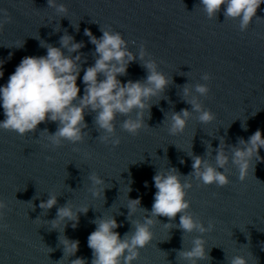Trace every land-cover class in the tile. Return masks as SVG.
Segmentation results:
<instances>
[{
  "label": "clouds",
  "instance_id": "1",
  "mask_svg": "<svg viewBox=\"0 0 264 264\" xmlns=\"http://www.w3.org/2000/svg\"><path fill=\"white\" fill-rule=\"evenodd\" d=\"M199 5L210 19L217 18L218 13L223 10L225 19L238 20L239 29L244 32L254 19L260 18L257 11L264 5V0H199ZM47 6L54 8L56 13L62 16L68 13L66 5L58 4L56 0H47ZM2 11L4 16L3 20H0V28L11 22V16L7 11ZM100 30L103 34L99 38L89 29L84 30V35L89 37L95 46V63L84 70L82 80L85 87L82 97L79 95L81 90L77 85V79L81 72L80 49L84 45L83 42H75L74 37L65 34L60 38V47L41 44V47L47 49L46 55L24 57L9 76L7 83L0 86V107L3 108L5 117L0 121V129L25 135L35 132L41 123L56 122L57 130L54 133H47L45 129L50 144L60 146L62 141L76 144L83 139V129L87 127L85 112L89 110L95 113V125L105 133L100 137L101 142L118 146L120 139L114 136V121L118 114L128 117L135 110L136 118L125 119L122 128L132 135L138 134L145 127V110L150 113L152 107L150 99L163 93L169 80L158 70L155 60L145 59L148 53L143 46L138 55L133 54L121 33L113 32L111 29ZM65 49L67 54L64 52ZM72 53L77 55L73 56ZM137 59L147 72L146 78L122 83L118 77L127 75L128 66ZM3 75L0 64V78ZM211 78L208 73L202 76L204 81ZM195 91L201 96H207L210 89L207 84H197ZM190 94L191 87L185 85L183 96L191 105V111L185 108L172 113L168 128L170 135L184 131L192 112L199 114L198 119L202 124H208L215 119L214 113L205 109L196 97L187 99ZM208 148L211 149L210 144ZM260 149H264V133L257 129L247 140L239 138L236 145L229 146L221 140L219 147L214 150L216 153L214 165L204 157L190 154L192 171L187 176L182 175L176 168L157 171L152 178L156 192L151 211L148 212L141 207L140 199H129L128 215L134 214L138 208L143 209L147 213L143 222L132 221V229L121 237L115 230L122 225L118 224L113 216L92 221L96 228L88 236V247L92 250L91 264H133V261L139 259L140 250L152 241L151 226L154 218L164 216L173 221L178 214V227L183 233L197 231L201 234L192 241L193 246L190 250L178 251L179 256L190 264H198V261L204 260L208 256V251L203 234L212 231L214 224L209 222L205 227L188 211L190 201L186 196L187 190L192 187L190 179L195 178L205 185L226 186L230 180L225 168L231 161L238 168L239 180L244 181L253 158L257 162L264 160L259 154ZM181 163L184 161L181 160ZM89 180L92 184L90 188L92 195L101 196L106 188L103 187L104 179L92 173ZM56 205L57 196L53 194L49 195L46 201H41L39 207L49 210ZM6 207L5 201L0 200V214ZM87 211L88 208L75 212L67 203L57 209V216L51 222L55 227L64 220L74 221L76 223H73L72 227L75 228L79 220L78 213ZM165 226L171 228L172 223ZM63 246L64 255L73 256L79 249V241L69 240L64 236ZM71 264L87 262L83 258H77ZM230 264H248V261L245 257L237 255L231 258Z\"/></svg>",
  "mask_w": 264,
  "mask_h": 264
}]
</instances>
